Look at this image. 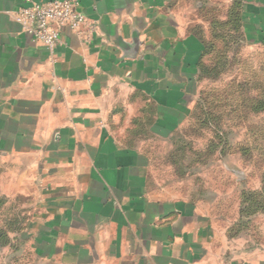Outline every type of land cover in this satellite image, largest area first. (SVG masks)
Instances as JSON below:
<instances>
[{
  "label": "crops",
  "instance_id": "obj_1",
  "mask_svg": "<svg viewBox=\"0 0 264 264\" xmlns=\"http://www.w3.org/2000/svg\"><path fill=\"white\" fill-rule=\"evenodd\" d=\"M77 1L85 25L49 52L16 20L24 0H0L2 213L29 202L55 264H264V242L245 249L222 212L154 184L132 141L137 123L164 140L187 120L214 29L264 51V0Z\"/></svg>",
  "mask_w": 264,
  "mask_h": 264
},
{
  "label": "rangeland",
  "instance_id": "obj_2",
  "mask_svg": "<svg viewBox=\"0 0 264 264\" xmlns=\"http://www.w3.org/2000/svg\"><path fill=\"white\" fill-rule=\"evenodd\" d=\"M214 32L206 43L187 120L172 136L159 131L164 140L152 138L147 123H137L132 141L152 159L149 178L154 184L197 202L206 212H222L230 238L240 235L248 250L250 243L264 242L259 239L264 216V66H249L261 63L264 51L245 49L225 29L223 35ZM2 212L0 264H55L34 247L29 202L28 210L17 209L20 219ZM235 213L239 216L233 222Z\"/></svg>",
  "mask_w": 264,
  "mask_h": 264
},
{
  "label": "built area",
  "instance_id": "obj_3",
  "mask_svg": "<svg viewBox=\"0 0 264 264\" xmlns=\"http://www.w3.org/2000/svg\"><path fill=\"white\" fill-rule=\"evenodd\" d=\"M24 3L16 12V20L31 43L49 52L58 46L63 29L79 31L87 20L78 9L77 0H24Z\"/></svg>",
  "mask_w": 264,
  "mask_h": 264
}]
</instances>
